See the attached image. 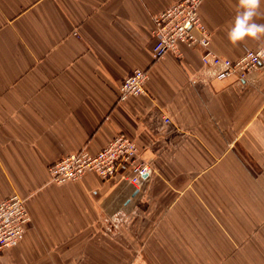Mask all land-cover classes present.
I'll use <instances>...</instances> for the list:
<instances>
[{
  "label": "crops",
  "instance_id": "0c3cea01",
  "mask_svg": "<svg viewBox=\"0 0 264 264\" xmlns=\"http://www.w3.org/2000/svg\"><path fill=\"white\" fill-rule=\"evenodd\" d=\"M179 1L0 0V203L17 194L32 217L0 264H264V70L206 85L200 50L156 59L153 17ZM248 2L200 7L222 57L264 47L229 38ZM136 69L146 93L120 101ZM118 134L150 165L139 188L128 168L51 183L53 163Z\"/></svg>",
  "mask_w": 264,
  "mask_h": 264
},
{
  "label": "built area",
  "instance_id": "2783aa9c",
  "mask_svg": "<svg viewBox=\"0 0 264 264\" xmlns=\"http://www.w3.org/2000/svg\"><path fill=\"white\" fill-rule=\"evenodd\" d=\"M204 0H181L153 17V55L160 59L172 54L182 57V47L201 51L198 81L209 85L215 80H232L237 84L247 81L249 75L264 70V47L246 49L237 59L222 57L212 49V33L203 23L200 7ZM148 72L134 70L120 85L119 100L146 93ZM164 125H171L169 116H162ZM136 142L125 134H118L107 146L93 154L84 147L79 152L63 157L49 169L51 183L63 185L81 181L88 173L102 180L114 178L121 169L128 168L130 182L139 188L150 173V165L140 157ZM32 222L26 199L14 194L0 203V257L4 250L16 246L23 239Z\"/></svg>",
  "mask_w": 264,
  "mask_h": 264
},
{
  "label": "clouds",
  "instance_id": "9594fccd",
  "mask_svg": "<svg viewBox=\"0 0 264 264\" xmlns=\"http://www.w3.org/2000/svg\"><path fill=\"white\" fill-rule=\"evenodd\" d=\"M255 0H249L248 8L242 16H238L233 30L229 34L233 42L242 40L245 36L256 37L258 33L264 32V26L255 23H248L254 15Z\"/></svg>",
  "mask_w": 264,
  "mask_h": 264
},
{
  "label": "rangeland",
  "instance_id": "374dc122",
  "mask_svg": "<svg viewBox=\"0 0 264 264\" xmlns=\"http://www.w3.org/2000/svg\"><path fill=\"white\" fill-rule=\"evenodd\" d=\"M32 223V222H31ZM223 228V227H222ZM246 242H241V243H239V248H238V250H239V253L242 255V256H245V254H246V252H245V249H246V245H247V243L245 244ZM245 244V245H244ZM244 245V246H243ZM212 245L208 242V249L211 247ZM243 246V247H242ZM1 257H2V255H1ZM0 257V258H1ZM246 257V256H245ZM251 260L252 261H254V260H256V259H254V258H252V259H249V263H251ZM239 261H243V262H245L246 264H247V258H242L241 256L239 257Z\"/></svg>",
  "mask_w": 264,
  "mask_h": 264
}]
</instances>
